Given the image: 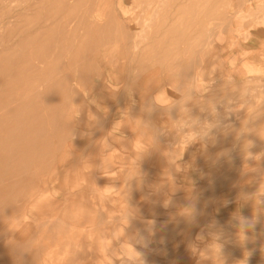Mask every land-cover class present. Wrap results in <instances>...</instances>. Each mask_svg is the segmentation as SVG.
<instances>
[{"label": "rangeland", "instance_id": "rangeland-1", "mask_svg": "<svg viewBox=\"0 0 264 264\" xmlns=\"http://www.w3.org/2000/svg\"><path fill=\"white\" fill-rule=\"evenodd\" d=\"M0 111V264H264V0H0Z\"/></svg>", "mask_w": 264, "mask_h": 264}, {"label": "crops", "instance_id": "crops-1", "mask_svg": "<svg viewBox=\"0 0 264 264\" xmlns=\"http://www.w3.org/2000/svg\"><path fill=\"white\" fill-rule=\"evenodd\" d=\"M215 42H216V46L219 47L220 46L219 45L220 40L217 39V37L215 38ZM222 56H223V54H222ZM226 61L227 60H226V58L224 56V58L222 59L221 64L222 65H225L226 68H227V62ZM233 64H234V61H229V65H228L229 66V69H228V72H230V71L232 72V70H234L235 66ZM181 68H182V73H181V79H182V81L185 83L186 86L189 85V87H190V85H191V87L194 88V92H195L196 97L199 96V92L202 90L201 89L200 78L198 77V75H193V73H192V71L190 69V64L189 65H185V66L182 65ZM231 68H233V69H231ZM250 71H252V70L250 69ZM189 72L192 73L191 74L192 76H190ZM106 77L110 78V80H106L105 84H101L100 89H98L97 91L94 90L95 93L93 91V95L90 96V98L94 97V94L97 93V95H98L99 92H102V88L106 87V89H107V88H110L111 86L112 87L114 86L113 79L115 78V76L113 75V73L111 74V72H110V75L106 74ZM190 78H191V81L189 82ZM187 90H189V88H187ZM153 102H155V99H153ZM155 106H152V108L155 109ZM154 109H151V114H152V111H154ZM153 115H154V113H153ZM154 121L156 123L159 122L158 119H155ZM107 130H108V127H107ZM110 134L113 135V133H111V131H110ZM185 136H187V135H184L183 137H185ZM187 137H190V136H187ZM78 142L79 141H74L73 143L77 144ZM93 146H94V148H92L93 151H97L99 149L98 144H96L95 142L93 143ZM174 163H175V161L173 159L172 160H166V162H165V164H170V165L171 164L173 165ZM175 188L179 189L181 187L179 185H175ZM216 213H217L216 210H214L213 213L212 212L210 213V217H212V218L215 219L216 216H217ZM196 226H197V223L190 224V225H185L184 226V231H182V235H181V241L184 242L187 247H190L192 249V252H194L193 251L194 247L196 248V246H199V244L201 243L200 236H199L200 234H199V232L197 233L195 231V227ZM158 235H159V238H163L164 236H166V234L164 232H159ZM130 238H131V232H124L122 234V236H121V240L122 241H128ZM156 247H157V244L154 242V243H152V244L149 245L148 250H151L152 251ZM142 251L146 252L147 251V248L143 249ZM147 252H149V251H147ZM117 255L118 254L115 252L114 255H113L114 257L112 259V260H115V262H113L111 264H140V261H136V260H133L131 262H128V261H124L123 262V260H121ZM179 256L182 258L180 264H193L192 263L193 262V258L192 257H189V256L182 257L181 255H179ZM144 261H145V264H158L155 261L153 262V257L150 254H149V258L144 259Z\"/></svg>", "mask_w": 264, "mask_h": 264}, {"label": "clouds", "instance_id": "clouds-1", "mask_svg": "<svg viewBox=\"0 0 264 264\" xmlns=\"http://www.w3.org/2000/svg\"><path fill=\"white\" fill-rule=\"evenodd\" d=\"M245 196L248 197V200H253V196L251 194H245ZM260 199H261V202H262L260 206H264V195H262L260 197ZM187 209H189V213L188 214H190L192 219L195 220V217L197 215V208H196L195 204H192ZM241 221L243 222L242 224H241ZM258 223H260V217L258 215L255 216V217H253V216L252 217H244V216L239 215V219L238 220H234L233 226L236 229H239L240 227H243L244 232L248 233V232H255V229H256ZM9 231L15 232V231H12V230H9ZM9 239H11V238H9ZM130 245H131V248H132V251H133L134 255H128L127 254V259L128 260L140 261V264H145V261H144V259L142 257V253L138 252L133 247L132 244H130ZM217 248H218V251L221 253L222 245L219 244V242L217 244ZM193 251H198V249H193ZM13 253H14V264H24V257H25V255L28 252L26 250H24L23 246L18 244L15 247V250L13 251ZM243 264H247V260L246 259H245V261H243Z\"/></svg>", "mask_w": 264, "mask_h": 264}, {"label": "bare ground", "instance_id": "bare-ground-1", "mask_svg": "<svg viewBox=\"0 0 264 264\" xmlns=\"http://www.w3.org/2000/svg\"><path fill=\"white\" fill-rule=\"evenodd\" d=\"M151 2H152V1H151ZM195 9H196V8H195ZM96 11H97V10H96ZM93 15H94V13H93ZM99 15H100V14H99ZM102 15H103V14H101V17H102ZM132 15H133V14H132ZM139 19H140V18H139ZM94 20H95V18H94ZM97 20H98V19H97ZM99 21H101V19H99L98 22H99ZM138 22H140V21H138ZM140 23H141V22H140ZM117 24H118V22H117ZM31 83H32V82H31ZM23 99H24V98H23ZM25 99H26V98H25ZM6 110H7V109H6ZM2 111H4V110H2ZM2 111H0V113H1ZM2 113H3V112H2ZM147 254H148V253H147ZM144 259H145V258H144Z\"/></svg>", "mask_w": 264, "mask_h": 264}]
</instances>
